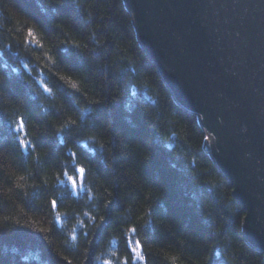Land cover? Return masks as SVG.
Wrapping results in <instances>:
<instances>
[{
	"label": "trees",
	"instance_id": "16d2710c",
	"mask_svg": "<svg viewBox=\"0 0 264 264\" xmlns=\"http://www.w3.org/2000/svg\"><path fill=\"white\" fill-rule=\"evenodd\" d=\"M205 137L124 0H0V264H264Z\"/></svg>",
	"mask_w": 264,
	"mask_h": 264
},
{
	"label": "water",
	"instance_id": "95a60500",
	"mask_svg": "<svg viewBox=\"0 0 264 264\" xmlns=\"http://www.w3.org/2000/svg\"><path fill=\"white\" fill-rule=\"evenodd\" d=\"M140 44L205 147L264 253V0H124Z\"/></svg>",
	"mask_w": 264,
	"mask_h": 264
},
{
	"label": "snow or ice",
	"instance_id": "6c2138e0",
	"mask_svg": "<svg viewBox=\"0 0 264 264\" xmlns=\"http://www.w3.org/2000/svg\"><path fill=\"white\" fill-rule=\"evenodd\" d=\"M30 35H31V33H30ZM77 47H78V46H77ZM49 59H51V57H49ZM73 87H76V85L73 84ZM73 123H74V122H73ZM23 126H24V124H23V119H21L20 124L18 125V127H19L20 129H23ZM204 139H209V137H205ZM22 142H23V144L25 145V147L28 146V143H29V142H28L27 140H24V141H22ZM74 171L78 172V174H79V177H80V187H84L83 180L85 179V172H86V169H85L84 167H79L78 169H74ZM69 180H70V182H71V186H72V188H76V187H77V184H78L77 177H76V176L69 177ZM51 205H52L53 207H55V206L57 205V201H56V200H52V201H51ZM57 216H59V214H57ZM133 231H134V230H133ZM136 243H137L138 246H140V242H139V241H137ZM134 251H136L137 256H139L141 259H143V257L140 256L139 247H138L137 249H134Z\"/></svg>",
	"mask_w": 264,
	"mask_h": 264
},
{
	"label": "rangeland",
	"instance_id": "374dc122",
	"mask_svg": "<svg viewBox=\"0 0 264 264\" xmlns=\"http://www.w3.org/2000/svg\"><path fill=\"white\" fill-rule=\"evenodd\" d=\"M34 77V79H36V80H40L41 78H39V77H35V76H33ZM32 77V78H33ZM35 80V81H36ZM39 83H41V82H39ZM43 83V82H42ZM198 118V117H197ZM72 176H78L79 177V175H78V172H77V174L75 175V174H73V175H65V177H64V179H65V181H68L70 184H71V182H70V180H69V177H72ZM78 180V179H77ZM72 190L73 191H79V190H82V187H80V182H78V184H77V187L76 188H72ZM135 247H137V246H135ZM104 264H106V262L104 263ZM108 264V263H107Z\"/></svg>",
	"mask_w": 264,
	"mask_h": 264
}]
</instances>
